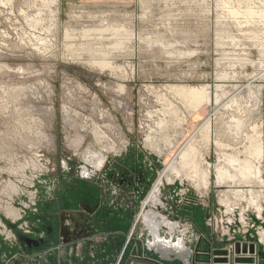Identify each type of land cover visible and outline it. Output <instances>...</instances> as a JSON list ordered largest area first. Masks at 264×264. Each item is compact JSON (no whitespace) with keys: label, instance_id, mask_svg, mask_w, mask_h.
<instances>
[{"label":"rangeland","instance_id":"rangeland-1","mask_svg":"<svg viewBox=\"0 0 264 264\" xmlns=\"http://www.w3.org/2000/svg\"><path fill=\"white\" fill-rule=\"evenodd\" d=\"M45 3H0V250L6 248L1 234L8 225L6 214L18 219V207L27 211L25 204L36 186L45 195L43 202L48 200V190L63 191V185H69L62 181L74 180L79 164L90 153H100L105 159L106 154L121 156L123 151H118L122 148L125 157L137 154L138 149H143L145 157L158 155L157 184L198 126L191 109L185 110L186 116L167 111L169 130L179 126L181 132L176 148L158 154L145 144L152 119L163 116L157 113L164 109L160 98L168 96L177 102L166 89L171 85L204 86V107L212 93L220 104L237 96L239 105L222 111V126L217 121L211 140L203 138L199 144L203 153L207 149L213 152L210 165L223 152L242 151L245 156L243 151L257 135V126L262 127L264 140V0H59L52 12ZM105 28L112 31L82 36L85 29ZM68 33L74 38L68 39ZM87 42L94 44L81 45ZM72 48L76 58L69 54ZM99 54L122 70L92 65ZM96 127L105 134L101 142ZM216 141L231 143L239 152L228 144L223 151ZM127 144L132 150L125 155ZM38 174L44 176L36 179ZM223 182L227 187L223 188ZM165 184L162 189L178 188L184 200L192 196L206 200L212 213L217 203L230 202L239 209L246 201L241 191L232 190L234 196H227L231 187L243 190L242 184L238 187L230 180L220 184L215 172L207 190H196L189 181L178 179L170 182L175 185L172 188ZM249 184L251 190L255 184L264 193V183ZM74 194H65L70 196L66 200L74 199ZM199 212L197 217L191 215L193 220L201 217ZM226 215L223 210L228 221ZM254 217L261 220L264 214Z\"/></svg>","mask_w":264,"mask_h":264},{"label":"flooded vegetation","instance_id":"flooded-vegetation-1","mask_svg":"<svg viewBox=\"0 0 264 264\" xmlns=\"http://www.w3.org/2000/svg\"><path fill=\"white\" fill-rule=\"evenodd\" d=\"M130 146H125V155L132 150ZM118 152H122L121 156L106 154L98 164L84 158L75 174L77 177L72 181L63 180L62 185L63 182L69 185H63V191L48 190L46 202L42 201L45 195H41L39 187L35 188L33 179L37 191L33 190L30 201L25 204L28 212L18 207V219L6 214L9 226H4L6 231L1 233L6 248L0 250V264H147L142 259L159 261V254L151 249L158 248V244L146 227L163 216L170 224L177 222L174 231L162 233L170 242L176 241L185 227L178 221L191 216V205L195 202L191 198L178 205L172 191L157 190L158 155L145 157L140 149L127 157L122 148ZM122 158L130 159V166H124L119 161ZM137 158L140 162L132 160ZM43 176L38 174L35 178ZM167 184L168 188L175 186ZM41 187L45 186L41 184ZM71 191L75 193L74 199L68 202L70 196L65 194ZM143 213L148 214L147 219ZM114 224L117 229H113ZM220 247H225L224 243ZM167 264L181 263L175 260Z\"/></svg>","mask_w":264,"mask_h":264},{"label":"bare ground","instance_id":"bare-ground-1","mask_svg":"<svg viewBox=\"0 0 264 264\" xmlns=\"http://www.w3.org/2000/svg\"><path fill=\"white\" fill-rule=\"evenodd\" d=\"M46 1L47 3L45 4L47 6V9L51 12H52V9L54 8L53 5L57 6L59 4L58 3L59 0H44V2ZM10 2H12V0H0V3L4 4V6L5 4H8ZM8 7H12V6H8ZM56 10L57 9H55V11ZM28 14L29 13H27L26 16ZM108 30H111V29L110 28L94 29V30L85 29L84 30L85 32L82 33V36L83 37L93 36L94 31H97V32L100 31L101 33L103 31H106L107 33ZM101 33H100V36L102 35ZM67 37L68 39L74 38L73 36L70 35V33L67 34ZM28 38L29 37L27 36V40ZM30 38L32 39V37ZM95 38L93 39L97 40V38L96 39ZM107 38H109V36ZM23 42H24V39H23ZM91 42H87V44L84 43L81 45L85 47L89 45L93 46L94 43H91ZM43 43H45L46 45L48 41L43 42ZM49 49L50 48L48 47V50ZM99 50L101 51L100 48L98 49V51ZM69 54L72 56H75L74 58H76V55H78L77 52L73 48L69 49ZM100 54L99 56L97 55V57H94L95 55L93 56L94 58L91 62L92 65H96L97 67H100L101 70L109 68L110 70L117 71L120 68L118 66H115L114 63L108 61L105 56L104 57L100 56ZM107 54L108 53L106 52L103 55L107 56ZM5 68H9V66ZM166 89L167 90L169 89V92H171L173 96H175L174 98L176 99L177 102H179V104H177V102L175 104L173 100H170L168 96L166 95V93H164V96L166 95L167 98H165L164 100H161L160 98V103L164 105V109L161 111L159 110V112L157 113H162L163 116L159 117V120L157 119L158 121L154 120V118L152 117L153 118L152 120L154 122L153 124L150 125L149 127L150 134L145 140L146 141L145 144L151 149V151L153 152L155 151L158 154H162L166 148L168 150L169 148L171 150L173 148H176L175 145H177L178 136H180L181 132L178 129L179 126H177V130L176 129L169 130L170 128L169 126L171 123H170V120L166 118V116H168L167 111H171V112L176 111L177 114L180 113L182 115H185V113L189 112V110L191 109L193 110L192 119L193 121L198 122V126L193 131V134H191V136H189V138L186 139V141L181 146L180 150L178 149L179 151L177 152V154L173 156L174 158H172L170 164L165 169L163 175H161V178H159L156 184L157 190L162 191V187L164 186L165 182H168V183L175 182L177 179L181 181L182 183H185V181H189L190 183H192L193 188H195L196 190H199L201 187L207 190L209 186V182H210V175H212L213 172H215L217 181L220 184L222 183V181L230 180L231 182L233 181L238 187H240L241 184L245 185V186H241L243 190H239V188L235 186L229 189V190L241 191V193L246 199V201L241 204L243 206L241 207L240 205V208H239L240 211L242 210L241 218H242L243 223L248 224V221H247L248 218L246 216L247 213L251 215V213L257 212L258 215L263 216L264 214V193H262L261 190H257L256 189L257 186L255 184H253L255 188L252 190L246 187L247 185H249V183H262V184L264 183V169L261 168L263 167V162H264V140L262 138L263 131H262L261 125L255 128L257 135H255L254 137L250 139L249 141L250 146L248 148H245V150L243 151L245 156H241L242 151L240 154H231V155L223 152L222 155L220 154L218 161H217V156H216L215 157L216 159L212 161L213 164L210 165L208 159H211L213 152L207 149L203 153L201 151L202 149L199 148V144L201 143V140H203V138H207L208 141L211 140L212 134L216 133L217 121H218V124L220 123V125L222 126V121L224 122V116H225V114L222 111L232 109L233 106L239 105L237 96H235L234 98L232 97L233 98V99L231 98L232 101L231 100L229 101L227 99L228 101L225 100L220 104L219 99L215 98V93L214 94L212 93L209 104L207 103L208 105L206 104V106L204 107L202 106L203 93H205L207 90V88H205L204 86L195 87V86H184V85L183 86L182 85H179V86L171 85L170 88H166ZM185 110L187 111L185 112ZM238 120H239L238 124H240V119ZM96 128L95 130L97 133L96 135L97 140L98 142H101L104 140L105 134L103 131L100 130L101 128L100 129L99 128L96 129ZM29 130H31V128ZM215 143L218 144L220 149H222L223 151L227 149L226 144L228 143L222 144L220 142L217 143V141ZM230 145L231 143L227 145L230 149L236 148V147L231 148ZM238 148H236L237 152H239ZM226 157H229V158H226ZM87 158L94 160L95 163L98 164L99 161H101V159L103 158V156L100 153L94 152V154L90 153V155H88ZM238 183L240 186L238 185ZM223 184H224L223 185L224 187H227L225 185V182H223ZM236 194H239V193H236ZM245 194L247 195L245 196ZM239 196L241 197V194ZM155 197H156V194H155ZM257 197H258V200H257ZM153 201H156V199L153 198ZM224 204H225L224 206H226L227 211L229 212L235 209H238L234 207L233 203L231 204L229 202V203H224ZM149 214L151 216L154 215L151 212ZM142 215H144L145 219L148 218V214L143 213ZM161 219L163 221V224L169 227V229H171L172 231L176 229V227L174 229H172L171 227V226H177L176 223L174 225L170 224V222L167 221V219H165L164 216L161 217ZM261 227L264 228L263 226ZM259 236H260L261 242L264 243V230H260Z\"/></svg>","mask_w":264,"mask_h":264},{"label":"crops","instance_id":"crops-1","mask_svg":"<svg viewBox=\"0 0 264 264\" xmlns=\"http://www.w3.org/2000/svg\"><path fill=\"white\" fill-rule=\"evenodd\" d=\"M140 150L142 151V149H140ZM132 160H136L137 162H140L141 159L137 158V159H132ZM143 160H145V158ZM119 161L124 166H126V165L130 166V164H131L130 159L127 160L126 158H122ZM129 161H130V164H129ZM246 187H248L250 189V184L247 185ZM223 188H225V187H223ZM261 188H262V186H261ZM263 188H264V186H263ZM172 189L173 190H171V191H172L173 197L176 199V203L177 204L179 203V205L183 204L185 200L181 194H178V188H176V189L172 188ZM233 194H234L233 191L229 190L227 196L233 197L234 196ZM247 194H245V196ZM192 198H193V201L195 203H193L191 205V208L193 210L191 209L192 211H190V213H192L191 215H194L195 217H197L196 213H197V211L199 212V210H200L199 213H201V217L195 218V220H193L191 216L180 218V220L178 222L182 223L183 226H185L184 229H182L184 231V233L180 234L181 235L180 238H182V239L186 238V239H184L183 244H186V246L190 245L194 251L197 248H199L200 251L201 250L207 251L209 249L210 245L205 242V239H209L208 241L211 243L212 249L220 248V246L222 244L221 239L222 238L226 239V237H229V235H227V233L232 232L234 229V226L226 227V225L224 224V222H223L224 221L223 210H224V213L227 214L228 219H230V216L233 215V212L235 210L228 212L226 209V206H224V205L220 206L221 203L220 204L217 203L218 207H216V211L214 213H212L210 210L211 206L209 205L210 204L209 202L207 203V201L204 199H202V201L196 200L193 196H192ZM219 201H220V196H219ZM236 205H238V204H236ZM195 206H199V207H195ZM177 209L182 210L181 207H177ZM241 212H242V210L239 212V214H242ZM248 215H249V213L246 214L247 217H248ZM175 223H177V222H175ZM114 226H115V224H114ZM261 226L264 227V218L259 220L256 223V226L248 231L247 235L239 234L238 235L239 238L237 236L236 237L238 239H241V240L248 239L249 240L248 242H254L255 241L254 243L257 245L260 243L261 245H259L258 251L264 253V248H263L264 243L261 242V239L259 236L260 230H264V228H262ZM117 228L118 227L115 226L113 229H117ZM185 231H186V233H185ZM161 234H162V232H161ZM194 235H196V236L194 237ZM162 236L165 237V235H163V234H162ZM260 246H263L262 249H259V248H261ZM205 256L206 255L199 254L197 258L200 259V261L206 260V258H204ZM262 262H263V259L260 258L258 260V264H262ZM195 264H206V263H204V262L198 263L197 262Z\"/></svg>","mask_w":264,"mask_h":264},{"label":"water","instance_id":"water-1","mask_svg":"<svg viewBox=\"0 0 264 264\" xmlns=\"http://www.w3.org/2000/svg\"><path fill=\"white\" fill-rule=\"evenodd\" d=\"M151 236L155 239L154 243L158 244V248H151L159 254V261L151 259H142L147 264H163V262L179 261L181 264H195L204 262L206 264H258L259 257H264V254L258 251V245L253 242L243 241L235 236L221 239L226 247L217 249L211 248L209 239H205L209 249L203 251L199 248L193 250L189 245L183 244L184 239L177 238L171 242L162 236V231H169V227L163 224L161 217H157V223L146 227ZM246 234V233H244ZM249 241V240H248ZM185 246V247H184ZM206 255V260L198 259V255Z\"/></svg>","mask_w":264,"mask_h":264},{"label":"built area","instance_id":"built-area-1","mask_svg":"<svg viewBox=\"0 0 264 264\" xmlns=\"http://www.w3.org/2000/svg\"><path fill=\"white\" fill-rule=\"evenodd\" d=\"M240 209L236 210L233 212V215L230 216V219H228V221H223L224 224L226 225V227H230V226H234V229L232 232L227 233V235H229L228 238L232 237V236H237V234H243L246 235L248 233V231L252 228H254L256 226V223L259 221L257 219H255L254 216L258 215L256 213H251V215H248V224L243 223L242 221V214H239ZM227 216V215H226ZM222 222V223H223ZM246 233V234H244ZM244 241V240H243ZM245 241L248 242V239H246Z\"/></svg>","mask_w":264,"mask_h":264}]
</instances>
